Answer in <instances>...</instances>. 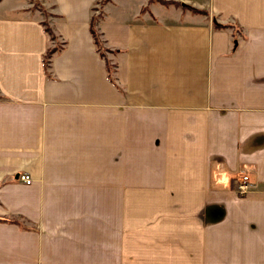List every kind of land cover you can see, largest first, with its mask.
<instances>
[{
    "label": "crops",
    "instance_id": "crops-1",
    "mask_svg": "<svg viewBox=\"0 0 264 264\" xmlns=\"http://www.w3.org/2000/svg\"><path fill=\"white\" fill-rule=\"evenodd\" d=\"M97 1L53 0L47 70L0 0V264H264V0H110L116 83Z\"/></svg>",
    "mask_w": 264,
    "mask_h": 264
},
{
    "label": "trees",
    "instance_id": "trees-1",
    "mask_svg": "<svg viewBox=\"0 0 264 264\" xmlns=\"http://www.w3.org/2000/svg\"><path fill=\"white\" fill-rule=\"evenodd\" d=\"M109 1L110 0H102L101 5L103 6L104 4H106ZM163 2L164 3H171L170 1H166V0ZM97 3H99V0L97 1ZM179 4H181V2ZM183 6L192 8V10H194L196 12H201V13L207 12L205 10H198V9L188 5V4L183 5ZM93 10L98 11V15L93 14V16L91 18V22H90V30H91V33L93 35L94 42H95V45H96L98 52L106 61V66H107L109 78L111 79V81L116 83V80L114 77L116 65L114 63H112L111 60L107 57V52L111 51V49H109L105 46L104 40L101 36V33L98 31V29L96 27L100 17L102 16V12H101V9L98 10L97 7H93ZM43 23L45 25V29L48 32L51 40L55 41L54 45L50 46L47 49L45 57H44L45 68L48 70V68L50 66V62H51V57L53 56L54 53L59 52L63 48V46H62V43L58 41V36L55 34V32L53 31V29L51 28L49 23H47L46 21H43ZM215 26L222 28V27L228 26V25L227 24H221V23H218L215 21Z\"/></svg>",
    "mask_w": 264,
    "mask_h": 264
},
{
    "label": "rangeland",
    "instance_id": "rangeland-1",
    "mask_svg": "<svg viewBox=\"0 0 264 264\" xmlns=\"http://www.w3.org/2000/svg\"><path fill=\"white\" fill-rule=\"evenodd\" d=\"M10 1V0H9ZM31 5L30 8L33 11V13H37L40 17L43 18V21H46L47 23H50L51 16L54 13V6H53V0H27ZM157 2H163L165 0H154ZM170 2H174L176 5L180 3L179 0H166ZM102 0H99V3H97L94 7H97L98 10L102 8L101 5ZM148 3L150 4V0H148ZM95 15H98V11H94Z\"/></svg>",
    "mask_w": 264,
    "mask_h": 264
},
{
    "label": "built area",
    "instance_id": "built-area-1",
    "mask_svg": "<svg viewBox=\"0 0 264 264\" xmlns=\"http://www.w3.org/2000/svg\"><path fill=\"white\" fill-rule=\"evenodd\" d=\"M19 179H21L26 184H31L33 182V177L29 173H26V172L20 173ZM252 188H253V183L247 174H241L236 179V191L240 195L246 194Z\"/></svg>",
    "mask_w": 264,
    "mask_h": 264
}]
</instances>
